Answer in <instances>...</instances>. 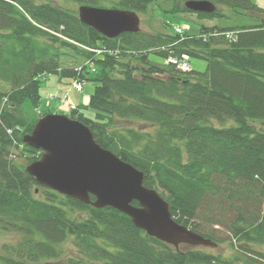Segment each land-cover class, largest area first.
I'll return each mask as SVG.
<instances>
[{
  "label": "trees",
  "instance_id": "16d2710c",
  "mask_svg": "<svg viewBox=\"0 0 264 264\" xmlns=\"http://www.w3.org/2000/svg\"><path fill=\"white\" fill-rule=\"evenodd\" d=\"M50 1L0 0V81L10 85L0 93V264H54L66 257L68 243L74 255L67 264H264V9L252 0H208L213 13H194L187 0H163L169 12L199 19L225 17L223 8L260 17L202 26L196 35L139 31L107 39L81 23L77 10ZM156 1L117 0L113 8L144 13ZM97 47L118 52L98 57L86 49ZM169 53L200 58L206 69L180 71L164 63ZM46 75L94 83L87 104L66 115L143 172V185L157 190L178 224L216 245L228 240L231 254L174 248L111 207L94 208L37 184L25 168L42 152L23 137L39 117L57 112L31 119L22 104L39 106ZM17 146L25 165L8 157Z\"/></svg>",
  "mask_w": 264,
  "mask_h": 264
},
{
  "label": "water",
  "instance_id": "95a60500",
  "mask_svg": "<svg viewBox=\"0 0 264 264\" xmlns=\"http://www.w3.org/2000/svg\"><path fill=\"white\" fill-rule=\"evenodd\" d=\"M184 5L195 13L216 10L208 0H187ZM77 11L81 23L107 39L140 30L139 17L133 11L86 5L79 6ZM23 142L42 152L25 169L40 186L94 208L111 207L130 218L148 236L174 248L181 244L216 246L178 224L157 190L143 185L144 173L100 147L91 130L81 122L63 114L44 115L23 137Z\"/></svg>",
  "mask_w": 264,
  "mask_h": 264
},
{
  "label": "rangeland",
  "instance_id": "374dc122",
  "mask_svg": "<svg viewBox=\"0 0 264 264\" xmlns=\"http://www.w3.org/2000/svg\"><path fill=\"white\" fill-rule=\"evenodd\" d=\"M40 2V0H36ZM117 0H102L100 6L102 8H113L114 3ZM254 4L258 7L264 9V0H252ZM51 4L61 6L63 8L78 10L76 3L67 0H52ZM170 5L164 2L163 0H158L148 6L146 12L137 13L140 19L139 27L140 31L145 33L155 34L158 32L162 33H173L174 27H180L185 32L184 35H196L199 33V28L202 26L211 27L213 25L227 26V25H237V24H249L252 22V18L258 19L259 13L252 14L243 13L240 10L232 11L228 8H223L222 13L225 17L214 18V19H199L194 13H171L169 12ZM249 15L252 18H249ZM165 49V48H164ZM150 59L157 62H161L162 59L150 55ZM190 69L194 72H204L206 69V63L200 58L190 57L189 58ZM74 81V80H73ZM72 79L68 78H59L55 75H46L42 80L40 85L39 93L41 96V102L39 106L35 109L28 100H25L22 104V109L24 115H27L29 118L37 117V111L39 115L43 111L57 112V114H68L70 107L72 105H86L88 102V97L92 93L95 86L92 82H84L83 92L79 95L75 92L72 87ZM10 89V85L6 82L0 81V93L7 92ZM66 93L68 97L64 103H61L57 98H65ZM49 96H54V99H48ZM2 106V103L1 105ZM85 116L91 118L93 116V111L90 109L83 110ZM37 122V121H36ZM128 126H137L134 122L126 123ZM14 163L17 165L27 164L25 158L18 157L14 160ZM30 164V163H29ZM205 224V223H204ZM208 225L210 231L215 230L214 233L219 238H227L228 233L221 227L217 225ZM204 225V226H205ZM207 251L213 253H220L223 256H228L231 254L230 246L228 245V240L222 242L219 245L214 247H205ZM66 257L61 261H57L54 264H67V257L74 255V251L70 243L66 244L65 248Z\"/></svg>",
  "mask_w": 264,
  "mask_h": 264
},
{
  "label": "built area",
  "instance_id": "2783aa9c",
  "mask_svg": "<svg viewBox=\"0 0 264 264\" xmlns=\"http://www.w3.org/2000/svg\"><path fill=\"white\" fill-rule=\"evenodd\" d=\"M176 32L180 34L182 32V30L179 28H176ZM93 51L98 56H102L104 54L116 55L118 52L117 50L108 49L106 47L97 48ZM166 62L175 65L180 70H183V71L189 70L188 57L186 55H182L181 57L171 56L166 60ZM73 87L79 92L82 90L81 84H79V83H74ZM50 97L52 98L53 96H50ZM59 101L61 103H64L66 101V97L63 99H60ZM8 132H10V131H8Z\"/></svg>",
  "mask_w": 264,
  "mask_h": 264
},
{
  "label": "crops",
  "instance_id": "0c3cea01",
  "mask_svg": "<svg viewBox=\"0 0 264 264\" xmlns=\"http://www.w3.org/2000/svg\"><path fill=\"white\" fill-rule=\"evenodd\" d=\"M80 95V94H79Z\"/></svg>",
  "mask_w": 264,
  "mask_h": 264
}]
</instances>
